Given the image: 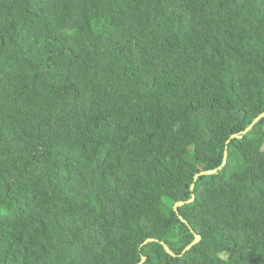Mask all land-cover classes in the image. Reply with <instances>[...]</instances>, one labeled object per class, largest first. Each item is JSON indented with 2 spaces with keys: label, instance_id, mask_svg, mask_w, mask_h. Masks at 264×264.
<instances>
[{
  "label": "trees",
  "instance_id": "trees-1",
  "mask_svg": "<svg viewBox=\"0 0 264 264\" xmlns=\"http://www.w3.org/2000/svg\"><path fill=\"white\" fill-rule=\"evenodd\" d=\"M262 113L264 0H0V264H264Z\"/></svg>",
  "mask_w": 264,
  "mask_h": 264
},
{
  "label": "water",
  "instance_id": "water-1",
  "mask_svg": "<svg viewBox=\"0 0 264 264\" xmlns=\"http://www.w3.org/2000/svg\"><path fill=\"white\" fill-rule=\"evenodd\" d=\"M263 116H264V113H262L259 117H257L256 120L254 121V123H252V124H251V125L245 130V131H243V134H244V133H247V132L253 127V125H254L257 121H259ZM233 135H234V134H233ZM234 136H238V134H235ZM217 171H218V169H212V170L202 171V172H200L199 174H197L195 177L198 178L200 175L213 174V173H215V172H217ZM192 188H194V184L192 185ZM194 199H195V195H193V197H192L190 200H188V201H179V202H177V203L175 204V209L178 210L179 206L185 204L186 202L193 201ZM180 217H181L184 221H186V220L183 218V216L180 215ZM193 231H194V230H193ZM201 239H202L201 235L198 234V233H195V239H194V241H193L191 244H189V245L185 248L184 251L189 250L194 244L200 242ZM153 240H155V239H154V238H149L148 240H146L145 243H147V242H149V241H153ZM163 245H164L165 249H166L169 253H171L172 255H176V254L171 250V248H170L165 242H163ZM145 260H146V256H143V258H142V262H144Z\"/></svg>",
  "mask_w": 264,
  "mask_h": 264
}]
</instances>
